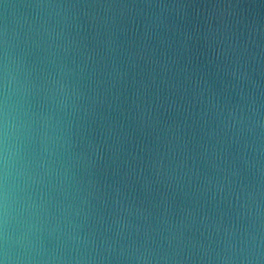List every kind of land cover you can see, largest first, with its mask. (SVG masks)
I'll return each instance as SVG.
<instances>
[{"label":"clouds","instance_id":"1","mask_svg":"<svg viewBox=\"0 0 264 264\" xmlns=\"http://www.w3.org/2000/svg\"><path fill=\"white\" fill-rule=\"evenodd\" d=\"M169 7L183 5L80 0L5 5L0 264H264V80L253 77H264V59L257 54L251 72L247 60H240L243 50L233 49L235 59L224 67L241 89L245 83L252 88L238 111L213 112L217 131L205 153L216 174L194 173L180 155L157 162L170 180L198 197L227 203L229 212L213 217L197 238L171 224L163 230L145 227L141 234L139 225L121 215L123 207L107 215L101 207L107 193L96 170L103 143L89 128L107 92L108 73L84 43L81 22L107 23L118 11ZM231 143L239 150L229 158Z\"/></svg>","mask_w":264,"mask_h":264},{"label":"water","instance_id":"2","mask_svg":"<svg viewBox=\"0 0 264 264\" xmlns=\"http://www.w3.org/2000/svg\"><path fill=\"white\" fill-rule=\"evenodd\" d=\"M30 2L0 0V23L5 5ZM80 2L183 5L118 11L115 17L109 14L107 23L85 18L80 33L94 51L97 67L108 73L107 92L89 128L103 143L96 176L107 193L104 214L123 207L121 215L139 225L141 234L145 227L163 230L171 224L202 238L205 224L230 211L227 203L179 186L157 162L180 155L194 173L216 174L205 153L217 131L213 112L226 107L238 111L252 88L245 83L241 89L224 67L235 59L233 49L243 50L240 60H247L250 72L258 66L252 54L264 59V0ZM253 77L264 80L256 73ZM238 150L236 143L226 146L229 158Z\"/></svg>","mask_w":264,"mask_h":264}]
</instances>
